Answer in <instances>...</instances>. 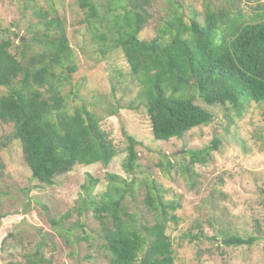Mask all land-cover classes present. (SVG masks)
Here are the masks:
<instances>
[{"label": "rangeland", "instance_id": "obj_1", "mask_svg": "<svg viewBox=\"0 0 264 264\" xmlns=\"http://www.w3.org/2000/svg\"><path fill=\"white\" fill-rule=\"evenodd\" d=\"M93 1L97 21H86L75 0H0V39L12 41L18 58L23 49L27 55L43 50L32 40L43 36V13L45 20L56 16L63 21L72 48V61L66 64L75 66L62 90L68 109L86 106L117 150L107 165H75L56 174L52 184L41 183L30 177L21 143L11 135L12 124L0 121V264H27L26 255L37 249L39 264H107L99 221L82 208L80 198L89 199L82 189L88 175L98 180L92 196L99 197L109 187L110 174L130 183L124 206L140 221L153 220L142 199L154 182L179 205L177 223L169 222L166 230L173 264H264V101H250L238 112L228 103L206 105L195 95L194 102L211 112L212 120L182 138L155 140L137 83L114 45L113 16L125 9L108 11L110 0ZM142 6V40L157 36L179 16L185 23L194 18L203 23L208 11H239L240 21L246 22L264 15V0H146ZM127 135L137 140L131 175L122 167ZM213 137L218 149L187 172L188 151L203 148ZM115 183L124 188L123 182ZM230 234L256 240L224 245L222 236ZM193 236L197 238L190 240Z\"/></svg>", "mask_w": 264, "mask_h": 264}, {"label": "trees", "instance_id": "obj_2", "mask_svg": "<svg viewBox=\"0 0 264 264\" xmlns=\"http://www.w3.org/2000/svg\"><path fill=\"white\" fill-rule=\"evenodd\" d=\"M75 1L86 21L99 20L93 0ZM145 1L110 0L108 11L125 9L113 16L114 45L137 83L155 140L182 138L212 120V113L194 102L195 95L206 105L228 103L238 112L250 101H264V15L246 22L240 21L239 11L235 15L227 10L208 11L203 23L195 18L185 23L179 16L157 36L142 40L138 34L145 20ZM42 16L43 36L32 38L43 45L42 51L27 55L23 49L18 58L11 51L12 41L0 39V87L5 88L0 95V121L12 124L11 135L21 143L31 179L52 184L56 174L75 165L109 164L117 150L86 106L68 109L62 90L75 71L74 65L66 64L72 61V48L63 21L56 16L45 20L46 13ZM19 44L26 47L23 41ZM126 139L122 167L131 175L137 165V140L132 135ZM218 145L213 137L203 148L189 150L187 172L194 163H205ZM115 181L123 182L124 188ZM108 182L105 192L92 196L98 180L88 175L82 189L89 199L80 198L82 208L90 209L99 221L107 264H173L166 230L169 222L177 223L179 205L166 199V190L154 182L153 190L142 199L153 220L140 221L124 206L130 183L114 174L108 175ZM255 240V236L235 234L221 238L227 246ZM262 255L264 259V244ZM40 262L39 249L26 255L27 264Z\"/></svg>", "mask_w": 264, "mask_h": 264}]
</instances>
